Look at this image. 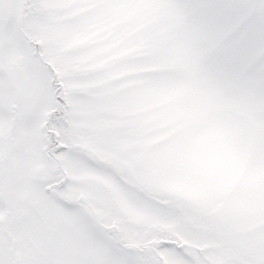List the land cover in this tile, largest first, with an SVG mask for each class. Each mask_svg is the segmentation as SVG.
<instances>
[{"label":"snow or ice","instance_id":"6c2138e0","mask_svg":"<svg viewBox=\"0 0 264 264\" xmlns=\"http://www.w3.org/2000/svg\"><path fill=\"white\" fill-rule=\"evenodd\" d=\"M0 264H264V0H0Z\"/></svg>","mask_w":264,"mask_h":264}]
</instances>
